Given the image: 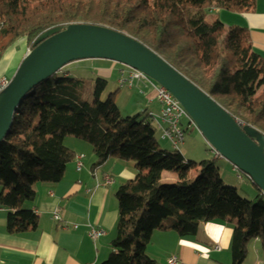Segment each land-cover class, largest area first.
Listing matches in <instances>:
<instances>
[{"label": "trees", "instance_id": "16d2710c", "mask_svg": "<svg viewBox=\"0 0 264 264\" xmlns=\"http://www.w3.org/2000/svg\"><path fill=\"white\" fill-rule=\"evenodd\" d=\"M253 3L0 0V62L21 38L30 49L34 39L51 27L71 22L106 25L147 45L235 119L264 134V57L253 49L247 27L207 19L208 9L242 12ZM73 65L72 70L62 67L22 98L0 141V205L8 209L9 233L37 227V214L24 204L35 197L36 182L61 180L76 156L63 139L73 136L91 145L93 167L117 157L133 160L137 169L135 177L116 191L120 217L112 249L96 264H156L147 254L154 230L193 235L201 222L215 218L236 219L232 264L243 263L251 239H258L264 252V193L258 189L253 200L245 198L223 182L215 159L195 162L179 150L159 146L155 129L146 120L148 113L121 115L113 93L100 100L106 78H95L93 100L81 98L76 85L81 87L82 81L71 73L82 70ZM163 171L176 173L177 179L163 181Z\"/></svg>", "mask_w": 264, "mask_h": 264}, {"label": "crops", "instance_id": "0c3cea01", "mask_svg": "<svg viewBox=\"0 0 264 264\" xmlns=\"http://www.w3.org/2000/svg\"><path fill=\"white\" fill-rule=\"evenodd\" d=\"M253 2L251 8L242 12L218 8L208 10L215 11L216 18L224 24L247 27L253 49L264 57V0ZM21 42H24L21 58L29 49L26 38L17 41L0 62L1 75H6L9 61ZM103 60L106 59H84L81 63L79 60L73 61L74 70L96 72L107 79L113 72L118 77L120 70L125 68L117 62ZM127 89L140 95L145 105L143 110H147V113L160 112L155 90L148 81L135 82L133 87ZM139 102L140 99L134 101L130 109L139 106ZM146 120L150 123L152 118L146 117ZM63 143L76 155H83L81 168L77 169L76 162L70 161L58 182L34 184L35 197L25 202L24 206L38 216L35 229L9 233L6 230L8 209L0 205V264H96L110 253L111 240L120 217L116 191L120 184L135 177V162L109 157L101 165L93 167L95 155L87 141L65 136ZM106 174L113 178L111 183H104ZM161 176L163 181L168 182L177 179L174 172L163 171ZM54 211L58 212L59 220L53 219ZM235 223L236 219L215 218L201 222L196 233L187 236H180L172 230L156 229L147 245V254L156 264H169L171 256L176 257V264H231ZM90 226L101 228L105 233L94 241L89 236ZM253 242L251 248L254 247L255 256L259 258V241L255 238ZM263 262H254L253 259L251 264Z\"/></svg>", "mask_w": 264, "mask_h": 264}, {"label": "water", "instance_id": "95a60500", "mask_svg": "<svg viewBox=\"0 0 264 264\" xmlns=\"http://www.w3.org/2000/svg\"><path fill=\"white\" fill-rule=\"evenodd\" d=\"M106 59L141 71L165 87L182 105L205 141L245 173L264 193V134L236 120L220 103L160 54L124 31L106 25L71 22L41 32L0 91V141L22 98L67 64Z\"/></svg>", "mask_w": 264, "mask_h": 264}, {"label": "rangeland", "instance_id": "374dc122", "mask_svg": "<svg viewBox=\"0 0 264 264\" xmlns=\"http://www.w3.org/2000/svg\"><path fill=\"white\" fill-rule=\"evenodd\" d=\"M219 11H224V10H219ZM214 18H216V12L208 10L207 19L212 20ZM227 25L228 23H225V26ZM23 47H24V42H21L18 45V49L15 51L14 55L11 57L9 61V64L6 69V75L10 77L13 75L14 71L16 70L18 64L22 59L21 54ZM103 61H107V60H103ZM116 64L122 66V64L120 63H116ZM122 67L128 68L126 66H122ZM71 74L76 76L78 80L82 81L81 87L76 85L77 94L81 98L86 99L88 101L93 100L92 89L94 88V80L99 75H97L96 72L89 73L86 71H77V72H72ZM120 76L121 73H119L117 77L116 72H113L112 75H109L107 77L106 79L107 85L100 95V100H105L109 94L113 93L114 100L120 110L121 115L124 116V115H133L135 113H141V117L147 116V110H143L145 108V105L142 99L139 97L140 95L138 94L139 95L138 96L137 94L131 93V91L128 90L126 86L120 87L117 84L116 80ZM139 99L140 102L137 103L139 106L134 107V109H130L131 107L133 108L134 101H137ZM147 117H149V115ZM150 125L155 129V137L159 146H161L162 148L173 149L168 140L162 139L160 137V131L157 129V125L153 119L150 121ZM182 126L184 128V139H183V143L179 146V151L182 153V155L186 159L195 162H199L203 159H208V158L215 159L216 166L218 168L219 174L223 182L227 185L236 187L237 191L241 196L253 200L256 197V195L259 193L258 192L259 190L251 181V179L247 175H245V173H243L242 171H239V173H241L242 175V177L239 179L237 177L238 172H236L233 169V165L225 158L215 155V151H213L211 146L205 141V139L203 138V136L201 135V133L199 132L198 128L195 126L194 123L189 125L184 120L182 122ZM191 173L194 172L192 171ZM253 241L254 239H251L247 245V254L242 264H251L253 262V259L254 262L257 260H259V262L264 261V252L261 250L260 244H258L261 251L260 257L257 258L255 256L254 247L252 246L251 248V245L254 243ZM162 264H166V263H162ZM262 264H264V262Z\"/></svg>", "mask_w": 264, "mask_h": 264}, {"label": "built area", "instance_id": "2783aa9c", "mask_svg": "<svg viewBox=\"0 0 264 264\" xmlns=\"http://www.w3.org/2000/svg\"><path fill=\"white\" fill-rule=\"evenodd\" d=\"M120 73L121 76L117 79L118 85L120 87L126 86L128 88H131L134 86L135 82L138 83L140 81H148V83L154 88L156 99L159 102L161 109L160 112L157 114L148 112V115L155 121L157 128L160 131V137L162 139L168 140L173 149L179 150V146L183 143L184 139V128L182 126V122L184 120H188L189 123H193L185 109L182 107V105L165 87L157 84L141 71L128 67L121 69ZM8 82L9 78L7 76L0 75V91L8 84ZM82 158V154H78L75 156L77 169L81 168ZM233 169L238 172L237 177L240 179L242 177L241 173H239L240 170L234 165ZM112 181L113 178L111 177V175L106 174L104 176L105 184L111 183ZM53 219H60V216L57 211H54ZM104 233L105 231L101 228H97L94 226H90L89 228V236L94 241L97 240ZM216 247L219 248L218 246ZM168 263L176 264V257L171 256L168 259Z\"/></svg>", "mask_w": 264, "mask_h": 264}]
</instances>
